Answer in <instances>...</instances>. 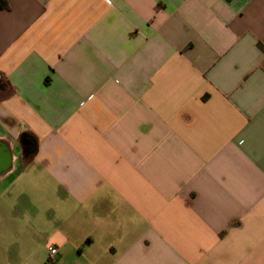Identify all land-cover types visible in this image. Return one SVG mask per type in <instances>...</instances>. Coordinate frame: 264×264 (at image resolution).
I'll use <instances>...</instances> for the list:
<instances>
[{
    "label": "crops",
    "instance_id": "obj_1",
    "mask_svg": "<svg viewBox=\"0 0 264 264\" xmlns=\"http://www.w3.org/2000/svg\"><path fill=\"white\" fill-rule=\"evenodd\" d=\"M5 2L0 264H264V0Z\"/></svg>",
    "mask_w": 264,
    "mask_h": 264
},
{
    "label": "built area",
    "instance_id": "obj_2",
    "mask_svg": "<svg viewBox=\"0 0 264 264\" xmlns=\"http://www.w3.org/2000/svg\"><path fill=\"white\" fill-rule=\"evenodd\" d=\"M47 251H48V263L52 264V263L56 262L57 255H58V251H57L56 247L49 245L47 247Z\"/></svg>",
    "mask_w": 264,
    "mask_h": 264
},
{
    "label": "water",
    "instance_id": "obj_3",
    "mask_svg": "<svg viewBox=\"0 0 264 264\" xmlns=\"http://www.w3.org/2000/svg\"><path fill=\"white\" fill-rule=\"evenodd\" d=\"M29 143H30V142L27 140L26 143H24V144L26 145V144H29ZM9 155H10V153H9ZM1 161H2V162H1ZM3 162H5L6 165L8 164L7 157L4 156V155H3L2 157H0V163H3ZM6 165H5V166H6ZM5 166H4V168H5ZM2 167H3V166L0 165V169H3Z\"/></svg>",
    "mask_w": 264,
    "mask_h": 264
},
{
    "label": "trees",
    "instance_id": "obj_4",
    "mask_svg": "<svg viewBox=\"0 0 264 264\" xmlns=\"http://www.w3.org/2000/svg\"><path fill=\"white\" fill-rule=\"evenodd\" d=\"M0 8H2V9L7 8V4H6L5 0H0Z\"/></svg>",
    "mask_w": 264,
    "mask_h": 264
},
{
    "label": "flooded vegetation",
    "instance_id": "obj_5",
    "mask_svg": "<svg viewBox=\"0 0 264 264\" xmlns=\"http://www.w3.org/2000/svg\"><path fill=\"white\" fill-rule=\"evenodd\" d=\"M21 142H22V144H24V142H25V139H24V138H22ZM24 148H25L26 150H28V149H30L31 147H27V146H25V145H24Z\"/></svg>",
    "mask_w": 264,
    "mask_h": 264
}]
</instances>
